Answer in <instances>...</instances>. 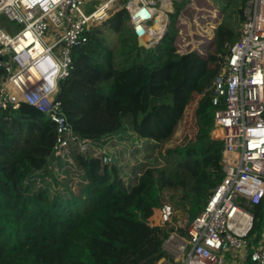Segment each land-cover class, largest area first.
Masks as SVG:
<instances>
[{"label": "trees", "instance_id": "trees-1", "mask_svg": "<svg viewBox=\"0 0 264 264\" xmlns=\"http://www.w3.org/2000/svg\"><path fill=\"white\" fill-rule=\"evenodd\" d=\"M245 1L236 11L238 27ZM182 6L174 3L166 32L150 48L139 45L122 7L72 49L73 69L60 82L57 100L74 132L91 140L85 152L70 143L62 156H54V127L30 106L0 112V264H122L117 245L105 238L106 227L148 187L158 207L174 211L164 239L174 232L185 236L174 225L175 211H184L187 223L202 212L224 177L223 145L212 138L213 82L239 32L225 26L234 36L224 47L223 34L217 37V53L205 56L208 47L202 45L179 54ZM82 68L96 81L80 80ZM189 107L193 141L188 148L162 152ZM109 123H114L111 131ZM111 137L129 142L134 152L142 141L144 149L156 151L159 164L123 176L98 153ZM248 210L253 216L249 238L257 240L264 199ZM161 259L173 262L158 249L152 264Z\"/></svg>", "mask_w": 264, "mask_h": 264}, {"label": "built area", "instance_id": "built-area-1", "mask_svg": "<svg viewBox=\"0 0 264 264\" xmlns=\"http://www.w3.org/2000/svg\"><path fill=\"white\" fill-rule=\"evenodd\" d=\"M179 1L184 0H125L122 5L120 0H0V17L21 26L14 34L0 27V112L30 106L54 127V156H62L70 143L85 152L90 140L74 132L57 100L60 82L73 69L72 49L122 7L138 43L150 48L163 37ZM187 51L178 46L177 53ZM211 103L212 138L223 145L224 177L202 212L183 228L185 236L174 232L167 238L171 264H223L222 253L244 248L252 264H264V248L249 238L253 216L248 210L264 199V0L245 1L243 22L214 79ZM173 215L170 206L159 207L162 225Z\"/></svg>", "mask_w": 264, "mask_h": 264}, {"label": "rangeland", "instance_id": "rangeland-1", "mask_svg": "<svg viewBox=\"0 0 264 264\" xmlns=\"http://www.w3.org/2000/svg\"><path fill=\"white\" fill-rule=\"evenodd\" d=\"M182 1V0H181ZM180 2V1H179ZM242 0H184L182 3L181 17L177 24L178 46H185L187 50L193 51L199 49L202 45H207L204 55L214 54L218 52V48L214 45L215 39L224 38L221 42L224 46H228L231 38L234 36L229 28L239 32L237 9L241 5ZM174 12V5L171 14ZM229 26V28H225ZM0 27L8 34H14L21 29V26L15 23H9L5 18L0 17ZM223 28V29H221ZM106 40L111 37L105 34ZM79 79L83 82L93 83L96 76L91 75L87 69H80ZM109 123V131L113 130ZM195 135V123L192 118V107L185 110L182 121L178 124L172 137L164 144L163 151L169 149L188 148L193 141ZM81 140L88 137L80 136ZM103 139V137H100ZM91 142V140H90ZM113 144V147L111 146ZM137 152L133 151V147L129 142H117V139L109 138L103 143L98 150L102 155L110 158V164L120 169L121 174L129 175L133 170L136 172L142 166L158 165L156 151L151 152V147L144 149L142 141H139ZM91 145V143H90ZM89 145V146H90ZM53 150V147H52ZM51 150V152H52ZM159 207L155 203V197L151 187L138 197L132 207L123 215L115 217L106 227L105 238L107 241L117 245L116 255L122 264H136L144 261L148 264L153 263L158 249L169 254L166 245L167 239H164L165 226L162 225L158 217ZM176 221L174 223L177 228H185L187 225V214L182 210L175 211ZM264 228V219L260 224V231ZM170 255V254H169ZM221 256L229 261L230 256L226 252ZM165 260L161 259L155 264H164Z\"/></svg>", "mask_w": 264, "mask_h": 264}, {"label": "crops", "instance_id": "crops-1", "mask_svg": "<svg viewBox=\"0 0 264 264\" xmlns=\"http://www.w3.org/2000/svg\"><path fill=\"white\" fill-rule=\"evenodd\" d=\"M252 241L254 243V246L264 248V228L259 233V238L257 240L252 238ZM226 253L229 254L230 259L229 261L223 259V264H252L249 260L250 251L248 250V248H244L243 250L238 252Z\"/></svg>", "mask_w": 264, "mask_h": 264}, {"label": "water", "instance_id": "water-1", "mask_svg": "<svg viewBox=\"0 0 264 264\" xmlns=\"http://www.w3.org/2000/svg\"><path fill=\"white\" fill-rule=\"evenodd\" d=\"M125 2V0H120V4L122 5L123 3ZM140 45V44H139ZM141 46V45H140ZM154 98H151L150 99V105H152L153 104V102H154Z\"/></svg>", "mask_w": 264, "mask_h": 264}, {"label": "bare ground", "instance_id": "bare-ground-1", "mask_svg": "<svg viewBox=\"0 0 264 264\" xmlns=\"http://www.w3.org/2000/svg\"><path fill=\"white\" fill-rule=\"evenodd\" d=\"M156 28H158V25H156Z\"/></svg>", "mask_w": 264, "mask_h": 264}]
</instances>
